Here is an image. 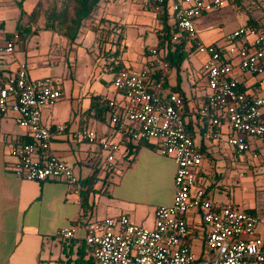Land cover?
Listing matches in <instances>:
<instances>
[{
    "label": "crops",
    "instance_id": "0c3cea01",
    "mask_svg": "<svg viewBox=\"0 0 264 264\" xmlns=\"http://www.w3.org/2000/svg\"><path fill=\"white\" fill-rule=\"evenodd\" d=\"M61 1L0 0V28L5 21L14 22L12 32H4L1 45L10 40L6 35H14L16 28L21 32L19 39L14 41L13 52L9 53L11 57L5 60L0 55V78L13 74L17 65L24 63L30 78L57 79L59 85L52 81L63 96V81L68 79L70 84H65L68 95H74L77 100L87 98L73 108L66 105L63 113L54 108L42 113L45 123L63 126L61 132H56L52 126L47 127L51 133L50 151L71 168L79 181L80 190L75 195L66 191L62 181H24L13 176L10 151L24 144L28 136L9 116L1 117L0 264H95L84 242L85 224L126 215L135 225L151 226L154 210L170 205L172 201L175 165L170 157L160 155L155 145L148 143L149 146L139 147L119 175L106 182V152L98 144L100 140H109L118 145L114 163L126 154V135L110 125L111 111L102 102L112 101L118 105L122 102V96L111 86L116 71L135 73L145 68L139 44L145 46L143 54L149 53V49H155L157 54L161 50L164 60L166 49L156 48L157 34L161 29L156 14L144 0H99L70 42L62 36L60 27L54 22V15L60 12ZM23 15L27 18H22ZM202 25V22L199 23V35L208 28ZM240 27L243 26L232 31ZM195 33L202 44L217 46L216 39L205 36L202 39L196 29ZM139 39L140 43L137 42ZM21 40L25 44L19 53L15 46ZM202 59L200 56L195 72L198 79L204 76L201 72ZM169 69L165 71L164 87L183 94L180 80L176 75L173 79ZM153 72H158V69ZM169 77L174 80V86H169ZM253 77L242 73L238 78L240 89L248 92L255 85L264 87V81ZM192 88L198 90L196 82ZM205 94H192L190 98L184 96L187 100L184 120L190 121L193 145L203 150V160L209 156L208 150L214 149L205 142L208 126L212 130V138L220 134H225L226 138L230 135L224 123L212 127L205 120L201 125V119L195 118L197 106L205 103ZM83 130L93 133V143L78 138L77 134ZM255 142L249 141V147L257 153L251 146ZM217 148L226 154L228 161L230 158L234 163L237 176L229 183V187H235V190L228 192L224 200L216 205L230 204L236 210L255 216L258 219L255 235H261L264 230V175L260 171L257 176L252 174L258 165V153L256 158L243 154L234 155L231 160L232 151L227 144L218 143ZM200 167L196 178L202 174ZM219 179L215 175L214 180L219 182ZM183 219L187 234L181 244L199 259L210 256V252L201 253L200 244L196 242L201 240L204 245L206 226L203 223L205 228L194 226L191 215H184ZM68 227H73V237L68 240L59 237L58 231Z\"/></svg>",
    "mask_w": 264,
    "mask_h": 264
},
{
    "label": "built area",
    "instance_id": "2783aa9c",
    "mask_svg": "<svg viewBox=\"0 0 264 264\" xmlns=\"http://www.w3.org/2000/svg\"><path fill=\"white\" fill-rule=\"evenodd\" d=\"M227 0H144L153 13L167 5L175 20L176 32L170 36L172 45L183 37L184 45L201 56V72L207 92L205 103L197 110L201 120L212 127L224 123L231 134L226 144L234 155L257 153L249 141H256L264 151V87L255 85L248 92L240 89L238 78L264 74V35L250 27L232 31L225 48L202 44L193 26L194 19L218 10ZM17 35L0 47V53H12ZM149 54L157 56L155 49ZM158 72L145 68L131 73L117 72L111 80L114 91L122 96L120 105L102 102L110 109L109 123L125 133L131 142L146 141L156 146L162 156L170 157L175 165L173 195L170 205L159 206L153 213V228L139 227L126 215L104 218L85 224L84 242L95 264H264V230L255 235L258 219L232 205L212 203L205 191L196 185V171L203 154L185 132L183 100L164 87L167 63L155 57ZM152 73H158L152 79ZM62 97L60 89L48 78L32 79L26 65L19 63L13 74L0 78V118L9 116L18 128L26 131L30 143L10 151L12 174L19 180L41 182L62 181L66 191L77 195L80 185L71 168L50 151L51 133L40 122V108L52 106ZM56 132L62 125L54 126ZM78 138L93 143L92 132L83 130ZM99 148L106 152L104 168L113 167L116 143L100 140ZM190 209L200 212L207 232L204 246L210 256L197 258L181 244L187 234L183 216ZM73 227L58 231L68 240Z\"/></svg>",
    "mask_w": 264,
    "mask_h": 264
},
{
    "label": "rangeland",
    "instance_id": "374dc122",
    "mask_svg": "<svg viewBox=\"0 0 264 264\" xmlns=\"http://www.w3.org/2000/svg\"><path fill=\"white\" fill-rule=\"evenodd\" d=\"M62 2V1H61ZM26 15H23L22 18H25ZM27 18V17H26ZM258 20L260 22V25L264 26V0H227V4L223 6L222 8L206 13L193 21V25L195 26L196 32H198V36L203 39V36L205 37H211L216 39L215 43L218 47L225 48L228 44H230L228 40L229 34L232 32V30L238 26H249L250 23ZM203 23L202 27L207 29H203L202 34L199 35V23ZM13 24L14 22L5 21L3 28H0V47L1 43L4 39V32H12L13 30ZM169 25H172L173 22L171 19H169L168 22ZM33 40V38H31ZM24 40L16 42L15 49L20 53L21 47L25 44L23 43ZM99 42L103 43L101 39H99ZM137 42H141V39H139ZM205 42V41H204ZM138 43V44H139ZM138 49L140 50V54H142L144 60L143 63L144 67L150 71H153L154 69H159L161 67L156 66L154 64L155 57L162 58L161 50L158 51L157 56H152L149 53L144 52L145 46H141L139 44ZM173 49V48H172ZM183 51L187 53L186 58L184 61H182L179 69L176 68H170L169 73L170 76L173 77L176 75L178 79L180 80V86L182 88V91L184 92V96L187 98H190L192 94H195L196 96H203L207 92L206 88V82L205 77L196 78L195 72L198 69V62H200V56L198 54L189 48L188 44H185L183 46ZM1 57L6 59H9L11 55L0 53ZM142 63V64H143ZM252 78V77H251ZM253 78L260 79L261 81H264V74L254 76ZM171 77H169V86H174V80ZM55 84L59 85V81L57 79H52ZM196 82L198 86V90L194 91L192 88L193 83ZM70 84V81L67 79L66 81H63V89L65 92V95L61 98H59L52 106L49 107H43L40 108V116H41V124L45 126L46 128H50L49 126L57 125V123H45L43 121L42 113L44 111H51L53 108L57 110L58 113H63L65 110L66 105L71 106L72 108L75 105H79L83 101H87V98H84L83 100H77L75 99L74 95L69 96L66 85ZM61 88V87H60ZM175 88V87H173ZM63 94V93H62ZM58 105V106H57ZM198 105L197 109L199 108ZM57 107V108H55ZM204 123V120H200V124L202 125ZM62 124V123H60ZM211 128L207 127V134H205V142L208 146H210L213 150H208L209 156L207 159H204L201 165V173L197 175L196 178V185L201 187L206 191L207 197L210 201H212L215 204H218L217 202L223 201L226 197L228 192H231L232 190H235V187L230 188L229 183L230 180L234 177H236L235 171V165L226 159V154L221 150L217 148L218 143H223V145H226V137L225 134L218 135L217 138L211 137ZM230 133V132H229ZM231 134V133H230ZM225 143V144H224ZM251 146L257 151L258 153V159L256 167L254 168V172L252 171V174L254 176L259 175V171L261 175H264V151L260 148V145L258 142L252 143ZM230 162V163H229ZM114 169L110 172H107V178L106 182H110L113 177H116L119 175L120 170L127 166V161L125 159H120L117 161V163H114ZM257 171V172H255ZM215 175H218L221 179H219V182L214 180ZM222 182V183H221ZM221 205V203L219 204ZM223 205V204H222ZM185 215H191L194 217V226H202L201 216L200 212L197 209H190L188 210ZM153 221L152 218V225L151 226H144L140 224H136L139 227L146 228V229H152L153 228ZM205 228V227H204ZM198 244H200L199 248L201 253L203 254L208 253V250L204 245H202L201 240L196 241Z\"/></svg>",
    "mask_w": 264,
    "mask_h": 264
},
{
    "label": "trees",
    "instance_id": "16d2710c",
    "mask_svg": "<svg viewBox=\"0 0 264 264\" xmlns=\"http://www.w3.org/2000/svg\"><path fill=\"white\" fill-rule=\"evenodd\" d=\"M99 0H62L61 3V8L60 12L56 15H54V22L57 23L58 27H60L59 32L67 38L70 42H72L76 35L78 34L82 23L86 21L93 10L96 8L97 3ZM156 18L161 26V29L159 33L157 34V49H162L165 48L167 51L166 56L164 57V61L168 65L169 68H176L179 69L180 64L182 61L186 58L187 53L183 51V46H184V39L183 37L179 38V43L177 45H172L169 42L170 36L176 32L175 28V20L173 18V14L170 12L168 13L166 5H162L159 12L156 13ZM171 19L173 24L169 25L168 20ZM250 28L255 29L257 32L261 33L264 35V26L260 25L258 20L252 22L249 24ZM16 35H17V40L21 36V32L19 28H16ZM13 35H6L7 39H12ZM24 36V35H23ZM171 48H173L171 50ZM146 69V68H145ZM148 72L150 70L146 69ZM117 73V71H116ZM115 73V74H116ZM158 73H152L151 78L152 79H157ZM172 92H175L178 94L182 100H183V119H184V114H185V104L187 102L186 98L184 95L179 92L178 90H172ZM195 118H199L197 114V110L194 112ZM185 132L189 136V138L192 140L193 134H192V129L190 126V121L187 120L185 121ZM31 140L26 137L25 143H30ZM142 146H149L148 142L146 141H137V142H131L127 141L126 144V154L122 157V159H125L127 161V164L130 163L132 155L136 152V150L139 147ZM199 152L203 153V150L200 149ZM113 167L108 171H112Z\"/></svg>",
    "mask_w": 264,
    "mask_h": 264
}]
</instances>
